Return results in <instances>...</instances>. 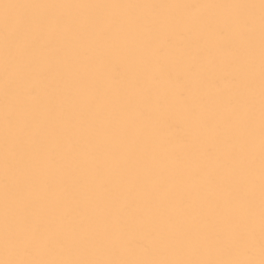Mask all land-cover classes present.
I'll return each instance as SVG.
<instances>
[{"label":"snow or ice","instance_id":"6c2138e0","mask_svg":"<svg viewBox=\"0 0 264 264\" xmlns=\"http://www.w3.org/2000/svg\"><path fill=\"white\" fill-rule=\"evenodd\" d=\"M0 264H264V0H0Z\"/></svg>","mask_w":264,"mask_h":264}]
</instances>
